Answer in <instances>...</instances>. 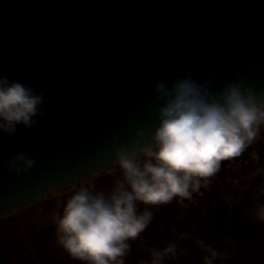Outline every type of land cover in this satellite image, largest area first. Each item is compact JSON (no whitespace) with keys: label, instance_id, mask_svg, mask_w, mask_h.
Here are the masks:
<instances>
[{"label":"water","instance_id":"95a60500","mask_svg":"<svg viewBox=\"0 0 264 264\" xmlns=\"http://www.w3.org/2000/svg\"><path fill=\"white\" fill-rule=\"evenodd\" d=\"M262 105L264 0H0V219Z\"/></svg>","mask_w":264,"mask_h":264},{"label":"rangeland","instance_id":"374dc122","mask_svg":"<svg viewBox=\"0 0 264 264\" xmlns=\"http://www.w3.org/2000/svg\"><path fill=\"white\" fill-rule=\"evenodd\" d=\"M223 157H229L231 164L220 166L218 159ZM210 172L215 173L211 187L219 183L222 188L232 187L238 196L254 202L262 200L264 105L145 152L80 185L52 193L37 204L14 212L18 216L6 215L0 219V264L7 260L8 264H26L20 257V245L22 249L26 246L23 250L29 254L27 257L34 256L38 264H71L76 247L96 258L90 260L93 263L117 264L120 259L125 262V252L131 250L132 243L117 245L119 237L113 235L115 227L122 232L129 227L128 215L122 214L124 208L143 210L152 219L161 215L156 229L163 224L167 227L169 222L172 226L182 224L186 212L196 214L195 206H203L205 194L200 184L208 182L206 175ZM163 180L167 183L160 187ZM184 196L190 201L184 202ZM16 247L18 251H14ZM3 252L8 259L2 258Z\"/></svg>","mask_w":264,"mask_h":264},{"label":"trees","instance_id":"16d2710c","mask_svg":"<svg viewBox=\"0 0 264 264\" xmlns=\"http://www.w3.org/2000/svg\"><path fill=\"white\" fill-rule=\"evenodd\" d=\"M219 186L218 183L207 189L203 196V208L195 206L198 212L192 215L186 212L185 221L175 226L169 222L167 227L163 224L162 228L156 229L161 215L152 219L143 210L125 207L122 214L128 215L129 227L125 232L115 227L113 235L119 237L117 245L132 244L127 253L123 249V259L127 258V261L120 259L117 264H132L133 261L134 264H264V192L260 191L262 200L254 202L234 194L232 187ZM12 216L18 214L6 218ZM20 247L23 251V255L20 254L21 260L26 264L39 263L34 256L27 257L29 254L23 250L26 246L23 249ZM18 250L17 247L14 249ZM5 253H2V258L8 259ZM73 254L71 264H97L90 261L96 258L88 256L77 247ZM8 262L4 261L5 264ZM43 264L53 263L43 261Z\"/></svg>","mask_w":264,"mask_h":264},{"label":"flooded vegetation","instance_id":"af4514ba","mask_svg":"<svg viewBox=\"0 0 264 264\" xmlns=\"http://www.w3.org/2000/svg\"><path fill=\"white\" fill-rule=\"evenodd\" d=\"M213 179L211 180V182L210 183H202L201 182V184H200V189H201V191L202 192H205V191H207V189L208 188H210L211 186H212V183H213V181H214V179H215V173H213ZM206 177H207V175H206ZM204 181V180H203ZM201 185H203V188H201Z\"/></svg>","mask_w":264,"mask_h":264}]
</instances>
